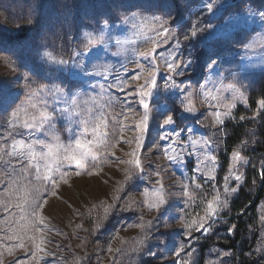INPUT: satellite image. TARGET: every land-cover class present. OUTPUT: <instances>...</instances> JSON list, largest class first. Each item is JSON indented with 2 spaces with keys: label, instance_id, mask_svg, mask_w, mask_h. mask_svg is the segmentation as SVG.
<instances>
[{
  "label": "rangeland",
  "instance_id": "obj_1",
  "mask_svg": "<svg viewBox=\"0 0 264 264\" xmlns=\"http://www.w3.org/2000/svg\"><path fill=\"white\" fill-rule=\"evenodd\" d=\"M205 3H213V12ZM261 12L264 0H0V35L40 33L31 55L20 39L12 46L0 40V264H193L201 246L204 264H234L233 248L224 242L234 237L241 190L254 207L243 251L249 263L264 264L257 251L264 246V154L257 148L264 111L254 94L264 78ZM197 24V37L185 40ZM164 28L166 40L158 35ZM45 53L68 63L58 66ZM165 58L190 63L177 76ZM76 62L102 75L84 76ZM154 68L152 85L146 81ZM57 86L64 92H55ZM142 86L149 93L143 97ZM189 101L194 113L185 111ZM41 111L51 116L49 131L23 127L38 124ZM217 112L223 124L215 122ZM168 116L173 123L165 125ZM37 140L53 155L30 162L27 154H9L14 145ZM77 140L83 148L76 149ZM33 150L48 151L38 144ZM85 151L98 159L86 156L83 169L64 158ZM133 152L141 169L120 163ZM235 152L241 160H233ZM46 164L55 188L36 179V166L43 176ZM154 192L165 199L159 209L145 203ZM33 201L44 205L42 223ZM201 222L207 232L195 230ZM30 238L43 241V251Z\"/></svg>",
  "mask_w": 264,
  "mask_h": 264
},
{
  "label": "snow or ice",
  "instance_id": "obj_2",
  "mask_svg": "<svg viewBox=\"0 0 264 264\" xmlns=\"http://www.w3.org/2000/svg\"><path fill=\"white\" fill-rule=\"evenodd\" d=\"M204 6H205L206 10L209 13L213 12V7H214L213 3H205ZM260 15H261L262 18H264V12H261ZM200 30L201 29H200L198 24L194 25L193 28H192V31L190 33V36L188 34L184 35V39L187 40L189 37H197L198 31H200ZM158 35H163L165 40H166L168 35H170V33H169V30L167 28H164L163 32L162 33H158ZM99 42L100 41H96V40H92V39L89 40L90 44L99 43ZM179 47H180V41H179V39H177L175 48H179ZM144 55L147 56L148 54L145 53ZM45 56H47L49 61L54 62L58 66L59 65H65V64L68 63L67 61L54 60V58L51 55H49L48 53H45ZM164 62L167 65L168 71L172 72V73H175L177 76L178 75H182L181 69L184 68V67H187L188 64L190 63V61H183L182 63H177L176 60H168L166 58L164 59ZM214 64H215V61H212V63L209 65V67L213 66ZM75 66L79 68L80 72L83 73L84 76H92V75L100 76V75H102V73L100 71H95V72H91L90 73L88 71V66L87 65H81L78 62H76ZM97 67L101 68V67H103V65H100V66H97ZM138 67H139V65H138ZM155 75H156V69L154 68L152 71H150L148 73V80L146 81V83L148 81H151V84L154 85L155 84ZM133 79L134 80H138V79H140V77L139 76H134ZM168 86L169 85L166 83L165 87H168ZM173 86H175V85H173ZM41 90L43 91V89H41ZM54 91L57 92V93H63L64 89L62 87L57 86L54 89ZM148 94L149 93L147 91L143 90V86H142V90L140 91L139 95L143 97V96L148 95ZM191 95L192 94L189 93V96H191ZM233 98L235 99V97H233ZM75 103H76V101L73 100V104L74 105H75ZM259 106H260V108L262 110H264V100L259 102ZM144 108L147 110L148 105L144 104ZM63 111H67V109H64ZM185 111L188 112V113H194L196 111V109L191 106V102L189 101V106L185 109ZM12 115H13L14 118H18V113L17 112H13ZM39 116H40L41 120H40V122L38 124L25 122L23 124V127L26 128V129L35 128L36 131H40L42 129H44L45 131H49L51 129V127H52V125L50 124V120H51L50 114L48 112H46V111H41L39 113ZM215 117H216V121L215 122L217 124H223V120L220 118L221 114L219 112L215 113ZM241 119H244V118L242 117ZM147 120H148V115H147V111H146L144 116H143L142 123H145ZM46 122L49 123L48 129H45V123ZM171 123H173V118L171 116H168L166 119H164V124L165 125H168V124H171ZM94 134H95V130H94ZM54 138L57 139V140L59 139V137H54ZM161 139H164V138L161 137ZM89 143H91V142H89ZM104 143L105 142L103 140L100 141V144H104ZM204 143L207 145V144H209V141L205 140ZM34 144H38L42 148H47L48 151L46 153H36L33 150ZM83 147L84 146L81 144L80 140H77L76 141V149H81ZM16 152H19L21 155L27 154L30 162L32 160H37V159L46 160L48 157L53 155L52 147L50 145H48V144H45V142L42 141V140L34 141L33 144H24L22 142L18 143L17 145H14L13 152L9 153V154L10 155L11 154H15ZM130 155L133 157V159H131L129 161H126V162L125 161H120V163H128V164L134 165L135 169H141L142 165H141L140 158L136 155L135 152L131 153ZM86 156H90L93 161H96L98 159L96 154L91 153L89 151H85L84 153H82L80 155H77V154H75L73 152L72 154L67 155L64 158L66 160L73 161L75 168L80 170V169L84 168L83 159ZM174 158L175 157H173L172 155H167V159H169V160H173ZM232 158L235 161H239V160H241V154L239 152H235V153H233V157ZM209 159H211V158H209ZM212 162L215 163L214 160ZM45 167H46L47 171L43 174V176H41L40 168H39L38 165L36 166V172H37L36 179L37 180L43 179L44 182L52 181L53 188L57 187L58 186L57 182L55 181L54 177L52 175H50V173L52 172L51 167L49 165H47V164L45 165ZM57 171H58V169H57ZM75 174L76 175H80L81 173H80V171H77ZM66 176H67V173H62L61 174V178L62 179L64 177H66ZM131 178H132V173H131V170H130L128 175H126L125 179L126 180H130ZM213 178L214 177L211 176V175L208 176L209 180H211ZM225 179H227V177H225ZM240 179H241V177L239 175L235 176V180L239 181ZM64 182L66 183L67 181L65 180ZM196 187L199 188L200 185L197 184ZM185 189L186 190L184 191V195L191 200L192 197L190 196L189 192L187 191V186H185ZM225 191L227 192L228 189L225 188ZM231 191H232V193H235L237 191V189L236 188H232ZM153 196L155 197V199L152 202H149V201L145 200V203L148 205L149 209H159L162 205H164L165 199H164L163 195L160 194V192H154ZM36 199H39V197H37ZM217 201H219V194H217V196L215 197L214 201H210L208 203L206 216L211 217L216 212V208L214 207V202H217ZM44 203L46 204L47 201H45ZM30 206L33 208V214L37 215L38 222L42 223L43 222V218L38 216V210L40 208H43L44 205L38 204L35 201H33ZM223 206L227 207V204H224ZM195 223L196 222L193 221V224H195ZM100 226L101 225L99 223L96 225L97 228H99ZM189 227H191V225H189ZM195 230L196 231L203 230L204 232H207L208 228L205 227V224L203 222H201L199 224V227L196 228ZM37 231H39V229H37ZM230 231H231V229H230ZM30 239H32V242L34 244L36 252L43 251V249L41 247V244L43 243V241H41L40 243H37L35 238H30ZM18 246L21 247V248L24 247V245L22 243L20 245H18ZM181 251H183V249H181ZM257 251L259 253H261V254H264V246H262L261 248L257 249ZM36 252H33L32 255L35 256ZM177 255H179V253H177ZM182 264H188V262L187 261H183Z\"/></svg>",
  "mask_w": 264,
  "mask_h": 264
},
{
  "label": "trees",
  "instance_id": "obj_3",
  "mask_svg": "<svg viewBox=\"0 0 264 264\" xmlns=\"http://www.w3.org/2000/svg\"><path fill=\"white\" fill-rule=\"evenodd\" d=\"M39 36L40 33H32L29 31L27 34H22L20 36H15V37H6L5 35H0V40H2L3 38H8L9 41L7 42V46H12L14 43H18V41L16 39H20L23 44H27V51L28 53L31 55L33 54V51L36 50V48L38 47V41H39ZM2 37V38H1ZM194 38V37H192ZM1 46V45H0ZM25 52V51H24ZM24 52L21 53L20 55V59L23 60L24 56ZM26 67L30 66L29 63H27L25 65ZM35 68V67H34ZM33 68V69H34ZM32 69V70H33ZM48 79H54V75L51 74ZM258 93V99L259 100H264V78L260 79L257 83H256V91L254 92ZM255 106V104H254ZM264 111V110H263ZM237 125L232 127V132L238 133V129ZM259 136L261 137V139H263L261 146L257 147L259 149V151L264 154V119L260 125V127L257 129ZM260 153V154H261ZM254 172V170L252 171ZM258 174H255L259 177V171H257ZM262 172H264L262 170ZM238 199L234 200V206H235V211H234V222L236 224L235 227V231H234V237H226V242H224L225 244L228 243V246H232L233 248V263L234 264H251L246 260V255H245V248L244 244L245 241L242 238L243 235L247 234V226L249 224H252V220L254 218V207L251 205V201H253V198L251 197L249 199V195L246 194L245 191L241 190L238 194ZM249 203V204H248ZM250 205V207H249ZM238 213H240L239 215H237ZM239 240V241H238ZM208 243H210L209 247L212 248L213 243L207 241ZM214 246V245H213ZM227 246V247H228ZM206 248L204 246H201L198 249V253H197V257H196V261L193 264H204V259H205V252Z\"/></svg>",
  "mask_w": 264,
  "mask_h": 264
}]
</instances>
